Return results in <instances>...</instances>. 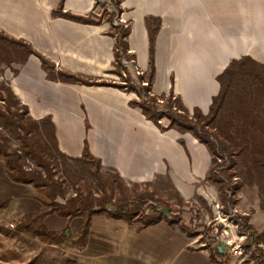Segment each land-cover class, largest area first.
<instances>
[{
  "label": "crops",
  "instance_id": "0c3cea01",
  "mask_svg": "<svg viewBox=\"0 0 264 264\" xmlns=\"http://www.w3.org/2000/svg\"><path fill=\"white\" fill-rule=\"evenodd\" d=\"M60 4L61 0H0V35L14 44H29L56 71L97 82L130 80L140 88L151 66L147 18L153 28L160 21L151 91L165 96L173 91L189 111L199 108L204 114L220 91L218 76L232 60L250 56L264 64V0L63 1L64 13L100 19L98 23L55 14ZM116 16L119 25L113 23ZM124 44L121 61L123 56L133 59L141 74L118 63L116 50ZM13 54L5 73L9 85L30 116L51 118L61 152L81 157L87 143L101 160L102 172L112 171L129 185L165 179L186 200L203 195L204 183L216 192L206 179L213 159L209 147L191 132L164 130L147 118L141 107L132 104L139 100L137 92L50 79L37 54ZM242 190L247 200L237 212L250 214L253 209L251 222L264 227L257 187ZM6 198L10 202L0 206V221L6 223L15 225L25 214L43 208L37 188L13 181L0 158V200ZM43 222L50 231H61L69 224L76 239L84 218L52 213ZM141 226L142 222L129 225L97 213L86 246L69 243L77 248V259L83 264L112 258L139 264H214L209 248L184 221L173 223L165 217Z\"/></svg>",
  "mask_w": 264,
  "mask_h": 264
},
{
  "label": "trees",
  "instance_id": "16d2710c",
  "mask_svg": "<svg viewBox=\"0 0 264 264\" xmlns=\"http://www.w3.org/2000/svg\"><path fill=\"white\" fill-rule=\"evenodd\" d=\"M63 1L61 0L59 10L55 14H61L66 18L85 23L100 22V19L64 13L62 9ZM147 24L151 39V66L148 76L149 86L145 87V92L150 91L154 78L155 37L160 21H157L156 26L153 28L151 18H147ZM127 34L128 30L124 32L123 37ZM3 38L7 42H11L6 37ZM16 44L21 47V51L15 49L12 50L13 52L21 53L24 56L34 53L41 58L43 68L47 70L50 79L88 85H110L133 90L141 97L144 94V91L132 84L130 80H126L124 85L117 82H97L78 75L56 71L55 65L35 51L29 44L22 41H18ZM124 49H126L125 44L123 49L116 50V59L119 64L122 63L121 50L126 52ZM8 53H10L8 46L0 45V55L7 64L11 62V58L6 57ZM218 81L220 91L213 98L207 114H204L199 108H195L190 113L182 99L175 97L173 91L168 96L163 95L166 99V109L158 107L159 104L156 103V98H151L150 101L140 99L133 101L132 104L141 107L147 118L153 120L162 129L175 128L181 133L189 131L209 147L213 159L207 179L219 184L224 199L227 198L226 201L229 198L227 190L230 191L231 195H234L245 185L256 186L260 207L264 210V64L250 56L234 59L218 76ZM0 100L6 104L5 110L0 109V120L3 126L5 128L12 127L16 130L21 129L22 133L19 136L22 143L27 146V152L34 157L36 164L42 167L44 171L43 173L42 171L27 169L21 162V151L12 148L8 138L5 135H0V158L5 161L8 176L15 182L33 184L37 189L44 190L46 193L44 197L37 195V198L43 203L41 210L25 214L15 222L17 233L25 232L36 236L47 244L59 245L64 242H72L83 248L87 244L92 218L97 213H105L110 217L123 219L129 225L142 222L141 227L156 224L163 219L157 211L162 203L156 200V191L150 188L152 187L151 183H147L142 190L138 189V187H141L140 184L135 183L132 192H130L131 190L128 187L122 185L123 180L119 175L116 174L113 180L106 179L102 175L101 160L91 153L87 143L81 157H71L61 152L58 147L55 125L51 118L46 117L41 121L51 128L55 150L60 155L72 160L93 161L102 188V195L99 197H96L90 190H79L75 196L68 198L65 202L59 201L58 196L64 191L63 184L55 178L52 163L41 151L38 143L29 137L31 128L24 121L29 112L27 105L23 104L12 90V87L5 83H0ZM174 102L176 109L173 108ZM163 117L170 119L167 127L161 126L159 122ZM216 157L223 159L224 163L218 162ZM233 167H239V170L233 171ZM234 177H237L238 180L240 178V181H237L235 185L231 182ZM114 182L118 183V194L113 193ZM10 200L11 198L0 200V206L6 207ZM151 201L156 202V204L150 203ZM149 208L152 212L147 213ZM228 211L229 209L226 207L225 212L228 213ZM253 212L252 209L250 214L237 215L236 218L233 216V221L237 228L241 227L239 232L250 234L252 243L256 245L255 250L252 252L256 264H264L263 249L259 246L260 243H264V230H257L251 222ZM52 213L68 217L83 216L84 222L79 236L72 239L69 224L61 231H50L44 225L43 220L46 215ZM179 220L180 218L175 216L172 222L175 223ZM213 240L220 241L216 235ZM220 243L210 251V257L214 264H227V260L224 258L230 254V251L224 242ZM222 258L225 262L222 261ZM67 263L81 264L72 259L68 260ZM29 264L42 263L36 259Z\"/></svg>",
  "mask_w": 264,
  "mask_h": 264
},
{
  "label": "rangeland",
  "instance_id": "374dc122",
  "mask_svg": "<svg viewBox=\"0 0 264 264\" xmlns=\"http://www.w3.org/2000/svg\"><path fill=\"white\" fill-rule=\"evenodd\" d=\"M3 44L8 46L10 53H8L6 57L11 59L15 56L13 53L11 54V52H13L12 50L21 49L18 45L12 42H7V40L0 35V45ZM7 70V63L4 62L2 56L0 55V83L9 84V80L5 76ZM146 79L148 82V78ZM120 81V84H122L123 80L120 79ZM124 84L126 83H123V85ZM140 85L142 91H145V87L149 86V84L143 86L141 83ZM148 92L146 91V94H148ZM150 92L152 93L151 86ZM140 98L141 96H139V100ZM151 98H156V103L159 104L158 107L160 109H166V99H164L165 96L155 95L152 93L151 95L149 94V101ZM158 98L164 99V102L159 103ZM5 107L6 104L0 100V109L5 110ZM173 108L176 109L175 102L173 103ZM190 113L192 112L190 111ZM24 121L28 123L31 128L29 137L38 143L41 151L52 163L55 178L63 184L64 191L58 196L59 201L65 202L68 198L75 196L79 190H90L96 197L102 195V188L98 181L95 171V163L93 161H76L60 155L54 148L53 136L51 135V128L49 125L43 124L41 120H36L29 114L25 116ZM159 122L163 127H167L170 123V119L168 117H163ZM21 133V129L16 130L12 127L5 128L0 120V135H5L8 138L9 144L12 148H17L21 151V162L25 165V167L33 171H42L44 173L43 168L38 166L34 157L27 152V146L22 143L19 136ZM216 158L218 162L224 163L223 159H218V157ZM236 170H239V167H233V171ZM102 175L108 180H113L116 174L112 171L105 170L102 172ZM207 180H210L211 184L216 187V192H212L211 188L206 187V183H204V194L196 195L194 198L187 199L188 201L184 199L175 189H173L169 182L165 179L152 182L153 184L151 183L152 187L150 188L156 191V200L162 203L157 210L158 215L163 218L166 217L173 219L175 216L180 218L181 221L186 223L188 230L191 231L193 236L201 237V240L205 244L203 245L206 248H209V251L221 244L220 242H223L213 240L216 235L214 225L219 226L220 231L227 230L230 233V238L232 239L234 237L240 238V236L245 235V238H242V241L240 240L241 238L238 239L239 242L241 241V246L245 250L243 254H234L231 246L228 245L230 247L228 248L229 251L233 252V254L230 252V254H228L227 257L225 256L224 259L227 260V264H242L243 260L246 261V264H256L255 260L252 259V252L254 250H249L251 245H256L252 243L253 241L250 238V234H241L239 232L241 227L236 228V224L233 221L234 217L236 218L237 215L239 216L244 214L242 212L231 213L230 211L236 210L237 208L240 209V205H242L241 202L247 200L244 196H242V189L248 185H245L234 195H229L228 201H226L227 198L224 199L219 184L211 179ZM235 181H240V178L238 180L237 177H234L231 180L233 183ZM114 183L113 193L118 194V183ZM122 185L124 187H128V189L131 190L130 192H132L133 184L129 185L123 181ZM140 186L141 187H138V189L142 190L145 187V184H141ZM37 195L44 197L46 196V193L44 190L37 189ZM214 195H216V197ZM181 200H183V202H181ZM150 203L156 204L154 201H151ZM226 207L229 209L228 213L225 212ZM148 210L152 212L151 208L147 209V213ZM194 218H198L196 227L192 224ZM224 223L231 225V227H226ZM254 226L259 231L264 230V227H258L255 224ZM234 246H236V243H234ZM259 246L262 247L264 253V243H260ZM76 253L77 248L72 246L69 242H64L59 245L47 244L36 236L29 235L25 232L17 233L15 225L12 223L10 224L0 221V264H29L36 259L42 264H68L67 262L70 259L77 260L79 263L83 264L77 259ZM224 259L222 258L223 262H225ZM97 264L139 263L112 258Z\"/></svg>",
  "mask_w": 264,
  "mask_h": 264
},
{
  "label": "built area",
  "instance_id": "2783aa9c",
  "mask_svg": "<svg viewBox=\"0 0 264 264\" xmlns=\"http://www.w3.org/2000/svg\"><path fill=\"white\" fill-rule=\"evenodd\" d=\"M113 23H114L115 25H119V24H120V20H119L118 16L115 17ZM121 62H122V64H123L124 66L134 68V70H135V72H136L137 74H141V71H140V70L138 69V67L135 65V61H134L133 59H129L128 57L123 56ZM123 74H124L125 76H127V73L123 72ZM123 83H126V82H123ZM141 84H142L143 86H145L146 84L148 85V82H147V81H142ZM149 94L151 95L152 93L149 91L148 94H146V92L144 91V94H143V96H142L140 99H143V100L149 101ZM158 102H159V103H163V102H164V99H162V98H158ZM219 157H220V156H219ZM219 159H220V158H219ZM233 184H234V185L237 184V181H235ZM227 192H228L229 195H231V193H230L229 190H227ZM230 211H231V213L237 212L236 210H230ZM148 212H149V210H148ZM197 223H198V218H197V219L194 218V219H193V223H192L193 226L196 227ZM224 224H225V226L228 227V228L231 227V225H227V223H224ZM236 228H237V225H236ZM214 229L216 230V236H217V238H218L220 241H223V242L227 245L228 248H230L229 246H231L232 251L234 252V254H238V253H239L240 255L243 254V252H244L245 250H244L243 247L241 246V241H242V238H245V235L240 236L241 239H240V238H235V237L232 239V238H230V233H229L227 230H224V231L222 230V231H220V230H219V226H216V225H214ZM238 239H240L241 241L239 242ZM234 243H236V246H234ZM204 245H205V244H204ZM228 245H229V246H228ZM232 246H233V247H232ZM255 248H256V246L251 245V247L249 248V250H250V251H251V250L253 251V250H255ZM230 252H231V251H230ZM233 252H231V253L233 254ZM252 259L254 260L253 257H252ZM255 262H256V261H255ZM242 264H246V261L243 260Z\"/></svg>",
  "mask_w": 264,
  "mask_h": 264
},
{
  "label": "water",
  "instance_id": "95a60500",
  "mask_svg": "<svg viewBox=\"0 0 264 264\" xmlns=\"http://www.w3.org/2000/svg\"><path fill=\"white\" fill-rule=\"evenodd\" d=\"M222 249V247H220Z\"/></svg>",
  "mask_w": 264,
  "mask_h": 264
}]
</instances>
